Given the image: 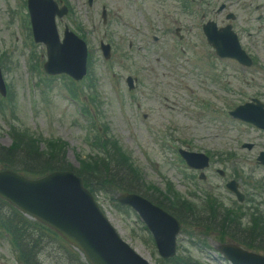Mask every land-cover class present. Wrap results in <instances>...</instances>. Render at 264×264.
I'll list each match as a JSON object with an SVG mask.
<instances>
[{
    "label": "rangeland",
    "instance_id": "obj_1",
    "mask_svg": "<svg viewBox=\"0 0 264 264\" xmlns=\"http://www.w3.org/2000/svg\"><path fill=\"white\" fill-rule=\"evenodd\" d=\"M16 1L0 0V58L5 57L0 61V65L3 64V75L6 83L11 86L13 94V106L10 101H7L6 108L3 107L6 115L0 112V145L5 148L11 145L9 131L11 126H16L18 132L44 138L47 144L41 145L40 149L43 152L46 151L52 139L66 142L67 161L78 168L77 160H87L91 158L90 154L93 155L92 148L88 147L87 139L90 140V131L93 137L98 123L88 122L87 118L82 117L78 105L65 96L66 92L61 79L52 83L48 91L44 90L43 86L42 89L38 86L40 74L29 71L32 57L24 42L20 41L16 34L19 21H13L14 17H11L10 10H14L18 5ZM244 1L245 4L249 2L258 4L264 0ZM68 2L74 14L60 22L59 30H62L64 25L74 28L78 24L86 36L92 57L89 71L101 106L99 122L107 125L110 135L118 141L136 166L135 171L128 173L132 181L136 180L141 186L142 194L148 196L159 194L161 198L165 196L164 192L169 193L166 186L171 183L175 193L180 194V201L183 198L188 199L195 205L194 211L198 212L196 216L183 215L184 228H181L177 237L176 257L179 256V263L184 264L189 258L195 264H227L215 250L216 245L219 244L217 242L221 241L218 231H212L208 236L205 234L204 227L195 226L193 221L200 217L201 221L197 219V223L203 225L206 223L205 218H214L216 229H219L217 224L221 219L220 212L223 208L218 205L234 210V213L237 210L235 207L238 206H241L245 213H250L258 207L264 214V167L256 162L257 152L264 151V133L259 134L248 127L244 133H241L239 131L241 125H238L235 136L233 133L236 132L232 126L225 125L222 120L215 127L206 120H194L178 109H167L152 92L156 90L171 96L174 92L180 93L178 85L154 49L145 48L142 38L121 28L117 19L121 16L145 29L143 16L134 10V4L127 0H95L92 7H89L87 0H68ZM222 3L228 4L226 12L232 11L236 15L235 21H226V12L218 14L217 8ZM244 3L238 4V0H207V4L204 5L207 20L215 21L219 27L231 24L238 34L242 47L255 58L258 67L243 72L237 70L235 66L223 65V62L218 61H215L214 65L217 67L216 70L210 68L211 63L204 53V50L208 48L202 47L197 36L198 31L195 27L197 15L185 14L173 4L172 0H142L143 14L154 21L156 35L168 40L166 31L179 29L186 38L185 55H200V61L204 64L203 70L210 69V72L205 75L218 83L220 79L227 81L228 86L224 89L205 76H194L188 83L193 94L189 96L190 100L197 101L200 96L205 97L211 104L209 106L211 110H214V107L225 112L230 109V106L236 107L245 101L248 102L249 98H257L264 102V19L261 22H255L254 17L258 14L253 13L250 16L246 6H243ZM102 6L107 9L105 25L101 18ZM260 13L264 18V11ZM72 21L74 22L71 23ZM100 41L110 43L112 46L113 54L110 64L113 71L101 58ZM35 48L36 63L40 61L43 64L45 48L43 46H35ZM110 72L115 73L114 83L111 81ZM134 75L139 76L140 84L137 91L134 90L129 94L125 79L128 76L135 77ZM112 84L117 85L118 91L121 92V98L126 107L124 111L115 104L109 90ZM83 87L87 94L88 88L86 85ZM83 97L86 100V95L82 94L81 98ZM181 99L185 98L181 96ZM135 104L141 106L139 113L147 116L149 129L142 126L141 115H138ZM165 122L174 124L171 132L179 139L175 142L176 146L190 151L209 153L212 166L205 172L207 175L205 181H199L196 176L193 178L192 173L188 172L193 181L188 175L172 166V161L169 159L170 151L163 148L154 132L155 128L162 126ZM228 136H235V138L231 142ZM242 142L254 143L255 147L251 151H239L238 148ZM217 169L225 172L224 177L218 175ZM196 175L198 176V173ZM232 180L239 185V189L245 196L243 204H239L225 188V184ZM193 189L195 196L188 195V191ZM95 190L97 202L121 237L131 247L152 264H176L175 261H163L157 252H154L151 235L143 228L142 222L135 213L121 206L124 211L113 207L112 203L118 206L117 192L113 190L105 194L98 184ZM210 198L220 207V212L216 216L207 206ZM247 198L253 200L254 206ZM183 208L187 207L183 206ZM182 212L184 213L185 209ZM238 215L242 217L240 211ZM247 220L248 216L242 217L243 223L248 222ZM7 226L11 228L9 221ZM26 239L28 241H25L29 242L31 237ZM37 241L43 242V246L40 248L41 252H36L37 254L34 255L39 262L33 261V264H38L40 261L71 264L62 257L64 252L60 247L52 248V244L46 239L39 238ZM48 249L53 252L44 254L43 252ZM72 259L79 260L77 256ZM0 264H15L11 247L5 237L0 238Z\"/></svg>",
    "mask_w": 264,
    "mask_h": 264
},
{
    "label": "water",
    "instance_id": "obj_2",
    "mask_svg": "<svg viewBox=\"0 0 264 264\" xmlns=\"http://www.w3.org/2000/svg\"><path fill=\"white\" fill-rule=\"evenodd\" d=\"M38 18L46 21L45 15ZM39 23L38 35L42 32L55 51V41L48 36L49 26L41 31ZM67 44L68 42L65 45ZM0 197L55 229L69 243L81 249L91 264H102L100 261L103 264H146L119 244L121 241L104 220L91 196L82 188L81 181L70 173H55L36 182L26 181L10 172L0 173ZM130 198L132 197L121 196L119 200L132 204ZM58 203L65 207H60ZM78 204V212L84 213L83 217L77 221V214L68 211L72 217L65 220L63 216L66 207L72 210V205L76 207ZM154 209L141 207L147 222L151 223L155 234L158 235L160 250L166 247L169 248V255L173 254L174 246L171 241H174V231L171 228V219L157 208ZM44 214H51L52 217L46 218ZM219 251L236 263L264 264V259L234 248L221 247Z\"/></svg>",
    "mask_w": 264,
    "mask_h": 264
},
{
    "label": "trees",
    "instance_id": "obj_3",
    "mask_svg": "<svg viewBox=\"0 0 264 264\" xmlns=\"http://www.w3.org/2000/svg\"><path fill=\"white\" fill-rule=\"evenodd\" d=\"M59 142V141H58ZM125 165L128 166L129 169L132 170V166L129 165V160L125 158ZM14 162H17L19 165H23L24 167H19L18 169L22 172L29 174H36V175H44L46 173H49L51 171L55 170H66L70 169L73 170L72 166L69 165V163L66 161V151L65 146H63L61 143H53L49 144L46 148V151L43 152L41 149H39L38 143L34 141L28 134H22V136L19 138V140L13 142V145L11 148H3L0 147V163L4 166H9L14 169ZM107 163H114L117 162L116 159H109L105 160ZM103 163V165H90L86 163V166L82 167L85 168L89 174L99 176L98 181L101 182L102 179L110 178L112 181H119L121 177L115 176L117 173L121 172L122 170L126 169L124 167L121 168H112L114 175H109V171L111 169L110 166H108L107 163ZM82 169V168H81ZM90 182V181H89ZM118 188L123 191L128 192H136L138 190V187H132V185H124L120 184L118 185ZM137 188V189H136ZM2 203L0 202V206ZM164 208L170 209L169 207H166L162 204H160ZM261 226V224H259ZM226 228V227H224ZM16 232H20L21 230L18 227H14ZM251 233L253 234V239L262 241L264 240V228L260 229L258 227L252 228ZM48 235H51V233L48 232ZM57 240V237L54 235H51ZM36 248L39 246V241H34ZM244 246L250 247L253 250L264 251V247L260 245L259 243H241ZM264 244V243H261ZM262 246V247H260ZM35 249H26L23 251L24 258L27 261V264H33L32 261L34 260V254ZM74 264V263H73Z\"/></svg>",
    "mask_w": 264,
    "mask_h": 264
},
{
    "label": "bare ground",
    "instance_id": "obj_4",
    "mask_svg": "<svg viewBox=\"0 0 264 264\" xmlns=\"http://www.w3.org/2000/svg\"><path fill=\"white\" fill-rule=\"evenodd\" d=\"M36 18H38V15H36ZM58 205L60 206V207H65L62 203H58ZM79 207V204H78V206H76V207H73V205H72V210H70L69 209V207H66V212L64 213V216H63V218L65 219V220H69L71 217H72V214H70L69 212H74V213H76L77 215H76V217H77V221H79L82 217H83V215H84V213H81V212H78V208ZM69 211V212H68ZM44 217H46V218H51L52 217V215L51 214H44L43 215ZM82 221V220H81ZM103 258H98V260H102ZM102 264H103V262L102 261H100Z\"/></svg>",
    "mask_w": 264,
    "mask_h": 264
}]
</instances>
